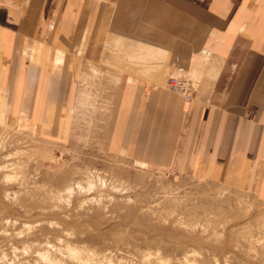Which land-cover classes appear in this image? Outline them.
Listing matches in <instances>:
<instances>
[{
  "label": "crops",
  "instance_id": "0c3cea01",
  "mask_svg": "<svg viewBox=\"0 0 264 264\" xmlns=\"http://www.w3.org/2000/svg\"><path fill=\"white\" fill-rule=\"evenodd\" d=\"M100 58L115 74L107 152L264 203V0H0L12 116L67 137L83 63ZM177 65L198 82L189 101L165 86Z\"/></svg>",
  "mask_w": 264,
  "mask_h": 264
},
{
  "label": "rangeland",
  "instance_id": "374dc122",
  "mask_svg": "<svg viewBox=\"0 0 264 264\" xmlns=\"http://www.w3.org/2000/svg\"><path fill=\"white\" fill-rule=\"evenodd\" d=\"M101 58L83 63L63 139L0 93V264H264L251 191L104 149L115 74Z\"/></svg>",
  "mask_w": 264,
  "mask_h": 264
},
{
  "label": "built area",
  "instance_id": "2783aa9c",
  "mask_svg": "<svg viewBox=\"0 0 264 264\" xmlns=\"http://www.w3.org/2000/svg\"><path fill=\"white\" fill-rule=\"evenodd\" d=\"M166 86L189 101L194 97V92L198 87V83L191 77L186 67L177 65L174 70L169 73Z\"/></svg>",
  "mask_w": 264,
  "mask_h": 264
}]
</instances>
